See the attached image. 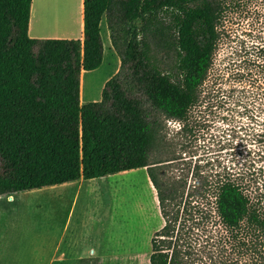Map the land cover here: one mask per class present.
I'll return each mask as SVG.
<instances>
[{"label":"trees","instance_id":"16d2710c","mask_svg":"<svg viewBox=\"0 0 264 264\" xmlns=\"http://www.w3.org/2000/svg\"><path fill=\"white\" fill-rule=\"evenodd\" d=\"M31 1L0 0V197L145 169L163 221L149 264H198L191 230L205 222L264 236L236 180L172 174L162 134L163 120L185 129L201 101L226 12L264 0H83L82 42L29 38ZM103 17L114 49L122 25L140 26L100 101L81 104V74L103 60Z\"/></svg>","mask_w":264,"mask_h":264},{"label":"rangeland","instance_id":"374dc122","mask_svg":"<svg viewBox=\"0 0 264 264\" xmlns=\"http://www.w3.org/2000/svg\"><path fill=\"white\" fill-rule=\"evenodd\" d=\"M139 26L120 27L117 49L103 38V60L86 72L81 104L100 101ZM218 31L186 128L162 122L175 159L169 171L189 181L196 173L230 177L264 215V2L229 9ZM64 185L16 193L11 201L0 197V264H149L150 239L163 221L145 169ZM90 189L98 191L89 198ZM191 236L198 264H264V236L251 227L231 235L205 222Z\"/></svg>","mask_w":264,"mask_h":264},{"label":"crops","instance_id":"0c3cea01","mask_svg":"<svg viewBox=\"0 0 264 264\" xmlns=\"http://www.w3.org/2000/svg\"><path fill=\"white\" fill-rule=\"evenodd\" d=\"M49 20L54 21L55 25L48 26L47 21ZM100 35L102 42L104 37L107 40L109 38L107 26L106 23H103V19L100 22ZM28 37L35 40L65 39L80 40L82 42L83 0H32L28 22ZM85 75L86 72H82L80 77V100L83 96ZM129 173L130 172H125L121 174L128 175ZM88 184H90V180H88ZM90 191L92 190H88L89 198L95 191H98V189L95 191L93 190L92 193ZM4 197H7V199L11 201L13 199V194ZM153 199L156 200L154 195ZM100 228L101 225H99L98 230Z\"/></svg>","mask_w":264,"mask_h":264},{"label":"bare ground","instance_id":"6f19581e","mask_svg":"<svg viewBox=\"0 0 264 264\" xmlns=\"http://www.w3.org/2000/svg\"><path fill=\"white\" fill-rule=\"evenodd\" d=\"M52 19V18H51ZM54 20V19H53ZM60 20H62V19H60ZM64 20V19H63ZM47 24H48V26H54L55 25V22L54 21H47Z\"/></svg>","mask_w":264,"mask_h":264}]
</instances>
